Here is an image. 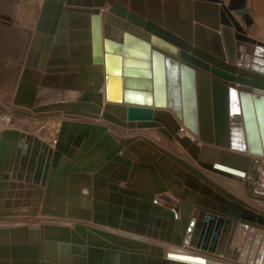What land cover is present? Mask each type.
<instances>
[{
  "label": "water",
  "instance_id": "obj_1",
  "mask_svg": "<svg viewBox=\"0 0 264 264\" xmlns=\"http://www.w3.org/2000/svg\"><path fill=\"white\" fill-rule=\"evenodd\" d=\"M238 16L254 22L249 0H0V110H9L35 28V60L27 59L13 103L103 120L62 118L40 136L4 131L0 195L24 191V205L36 209L12 210L11 197L0 198V216L40 211L71 225L0 227V264H264L263 212L152 139L117 140L108 126H158L173 140L169 131L182 122L202 142L176 139L201 167L257 175L250 154L264 156V42ZM69 32L82 44L69 46ZM62 90L81 94L43 103ZM115 93L126 105L112 103ZM142 99L174 114L131 104ZM153 240L220 255L165 252Z\"/></svg>",
  "mask_w": 264,
  "mask_h": 264
},
{
  "label": "rangeland",
  "instance_id": "obj_2",
  "mask_svg": "<svg viewBox=\"0 0 264 264\" xmlns=\"http://www.w3.org/2000/svg\"><path fill=\"white\" fill-rule=\"evenodd\" d=\"M225 2L228 3L229 0H225ZM249 7H250L251 15L254 19V22L251 25L247 26L244 20L242 19V17L238 16L237 19L242 23L243 27L245 28L249 36L264 42V0H249ZM30 43H31V39L29 40V44L26 50V54L23 60L21 70L23 69V66L25 64V60H26L27 53L30 47ZM20 75H21V71L18 77V81H19ZM18 81H17V84H18ZM17 84H16V87H17ZM16 87H15L14 94L16 92ZM14 94L12 97L9 110L7 111L0 110V111H3L2 115L6 114L10 116L12 120H15L14 125H12L13 128L15 127V129H18L23 132L25 130V132H28L31 134H34L35 132L36 134L37 133L36 131L43 129L46 124L52 121L59 120V119L62 120L61 115H63L64 113L61 110H51V111H45V112L38 113V112H34L33 110H30L28 107H26L25 109V107L15 105L13 103ZM59 98L60 96L58 95V96L50 98V100L59 99ZM56 116H60V117L55 118ZM100 121L102 122L103 120L100 119ZM84 122H87V121H84ZM103 123H107V122H103ZM111 125L115 129V131L119 134H127V136L131 134L144 135L152 139L154 142H156L158 145L165 148L166 150L170 151L172 154L179 156L180 158L186 160L188 163L194 166L197 170L201 171L205 176H207L209 179L214 181L216 184L221 185L223 188H225L232 194L236 195L237 197L241 198L245 202L249 203L250 205L258 209L259 211L260 210L261 212L263 211L264 213V198L255 199V198H250L249 196H247L248 195L247 190L250 189L254 191L256 182L260 180L254 179V183L253 181H250L253 183V185L251 183L252 186L247 187L248 181L246 180H240L235 177L225 176L223 174H219L217 172H213L211 170L205 169L197 163V161L188 152L187 148H185L178 140L170 139L166 134H164L161 131H158L155 129H148V130H140L138 132H135V131L126 129L123 126H120L115 123H112ZM84 137L86 138V136ZM88 137L90 136H87V138ZM55 140H56V137H55ZM55 143L53 145H55ZM75 148H76V153L83 152L81 147L77 146ZM77 149H79V151H77ZM161 203L168 208H173V205L168 201L161 199ZM35 219L36 218L33 216H24L22 218H14V217L13 218H0V226L5 225V224H12V223L14 224L15 222H21V221H24L30 226H38L41 222H46V221L61 222V220H54V219H47V220L38 219L37 221H35ZM66 223L71 224L70 222H67V221ZM154 242H157L159 244L163 243L160 241H154Z\"/></svg>",
  "mask_w": 264,
  "mask_h": 264
},
{
  "label": "bare ground",
  "instance_id": "obj_3",
  "mask_svg": "<svg viewBox=\"0 0 264 264\" xmlns=\"http://www.w3.org/2000/svg\"><path fill=\"white\" fill-rule=\"evenodd\" d=\"M76 29H79V27L78 26H75V30ZM35 31H34V34H35ZM34 34L32 36L31 45L29 47L28 54H27V57H26V60H25V64L23 66V69H22V72H21L19 81H20L21 76L23 74V71H24V68H25L27 59H30V60L32 59V61H31L32 63L35 60L34 52L36 51V46L34 47V49L32 48L33 47V45H32L33 39L35 37ZM68 37H69L68 39L70 41H72V40L74 41V44L73 45L77 46V45H81L82 44V41L83 40H81V38L83 37V35L78 34V33H75V34L70 33ZM135 58H142V57H135ZM29 73H30L31 76L36 77L37 76V73H39V71L38 70H32V72H29ZM41 73L44 74L45 72H41ZM19 81H18V84H19ZM18 84H17V87H18ZM17 87H16V90H17ZM44 88L45 87H39V92L38 93H40L41 90H44ZM45 89H52V88H45ZM68 91L69 90H62L61 92L63 94H66L68 97L70 96L71 98H73L74 96H76L78 93L81 94V91H78V90H75L76 92H73V91L68 92ZM112 91L118 92V86L117 85H114V86L112 85ZM45 93H48V92H45ZM15 94H16V92H15ZM15 94H14V97H15ZM152 95H154V93H152ZM113 96L115 98L112 101V103L119 104V105H126L123 101H118L120 99L118 98L119 96H118L117 93H115V95H113ZM131 104H133L135 106H139V107H144V108L147 107V108H151V109L167 110V111H171L172 112V110L169 107H167L165 105L156 104L154 102V99H152L151 102H147V104H146V102H145L144 99H142V100H134L133 103H131ZM29 109L30 110H33V108H29ZM2 113H3V111H0V114H1L0 115V141L3 139V133H4V131L15 129V127L14 128L12 127V125H14L15 120H12L11 117L8 116V115H6V114L2 115ZM62 118H66V117H62ZM67 119H69V118H67ZM91 120L94 123H99L100 122V120H94V119H91ZM58 121L61 122L62 120L59 119V120H56L54 122H58ZM76 121H78V120H76ZM80 122H82V121H80ZM48 124H46L43 129H45ZM109 124H112V123H109ZM179 124H180V129L179 130H176L174 132L168 130L170 132V134L173 136V140H177L176 139V136H180V137L188 136L189 139H190V143L192 145L194 143L201 144L202 141L199 139L198 136H196L193 133V131L191 129H189L188 127H186L182 122H179ZM124 128L129 129L131 131H135V132H138L140 130H148V129H155V130H158L159 131V127L158 126H150V127H144V128H137V127H134V128L124 127ZM160 128H165V126L160 123ZM16 130H18V129H16ZM41 130L42 129H40L39 131H37L36 134L34 133L32 135H34V136H40V131ZM20 132L23 133V131H20ZM59 132H60V128L58 129V131L56 133V140L58 138ZM24 133L25 134H31V133H28V132H25V131H24ZM133 136H143V137H146L144 135H136V134H134V135L132 134L130 137H133ZM39 138H41L42 140H44V136L43 135L41 137H39ZM50 145H51L50 147H54L53 144H50ZM237 151L240 152V153H244L243 151H241L239 149ZM246 153L248 154V151H246ZM250 156H251V159H252V163L255 164V166H256V171H257L258 174L255 175V176L253 175V176L249 177L251 174L248 173L244 178H239V177H235V178H238L240 180H246V181H248L247 184H251L252 182H250V181H253V183H254V179L255 180L256 179L257 180H260V181L256 182L255 188H257V190L259 191V193H263L264 194V180H261L262 178L264 179V156H257L255 154H250ZM257 160H259V162H257ZM173 162L176 163L175 161H173ZM3 171H8L9 172V169L8 168H6V169L4 168ZM185 172L189 173L188 170H185ZM189 174H191L192 177H194L197 180H199L201 184L204 183V181H202V179H199V177H196V175H194L192 173H189ZM40 185H41V182H40ZM41 186L43 187V190L45 191L46 187L43 186V185H41ZM24 195H25V192L24 191L20 192L19 190H14L13 191V194L11 192H8V191L5 192L4 191L3 193H1L0 198H1V201H6L8 197H11V199L13 200V203L14 204L12 206H10L11 208H9V209L17 210V211L26 210V209H29V210L34 209L35 210L36 208L34 206H31L30 204L29 205H24L23 201L26 199ZM43 195H45V194H43ZM42 204H43L42 202L39 203V207H38L39 210L42 209ZM193 206H195V204L191 206L192 207V212L189 213V217H190V219H193L194 220V223H197L198 220H199V218H198V214L197 215H194V217H193V209H194ZM2 209H3V207L0 208V210H2ZM199 211L200 210L198 209L197 213ZM26 216H32V215H26ZM13 217L14 218H22L24 216H18V215H16V216H0V218H13ZM33 217L36 218L35 221H37L38 219H44V220L54 219V220H61V222H59V223L69 224V223H66V221L64 219H57L55 217H51V216H48V215H42L40 211H39V213L37 215H35ZM45 223H57V222L56 221H46V222H41L38 226H30L29 224L25 223L24 221H21V222H15L14 224L12 223V224L1 225L0 227L12 226V225H23L24 224V225H28L31 228H37L41 224H45ZM154 241H158V240H153V243H156L157 245L162 246L164 248L165 252H167V251H173V252L184 253V254H197V255H200V256H203V257H209V258H214V259H216V257H218L220 255V254L217 255L214 251H210L209 249H202V248H197V247H191V248H189L186 245L176 246V245H172V244L167 243V242H163L162 244L161 243L159 244V243L154 242ZM237 262L242 263V264H248L246 262H244V263L243 262H240L239 260H237Z\"/></svg>",
  "mask_w": 264,
  "mask_h": 264
},
{
  "label": "crops",
  "instance_id": "obj_4",
  "mask_svg": "<svg viewBox=\"0 0 264 264\" xmlns=\"http://www.w3.org/2000/svg\"><path fill=\"white\" fill-rule=\"evenodd\" d=\"M34 28H33V30H32V34H31V36H33V34H34ZM70 34V33H69ZM68 34V35H69ZM69 38V37H68ZM67 38V43H68V45L70 46L72 43H71V41L69 40ZM30 39L32 40V38L30 37ZM30 45H31V43H30ZM28 54V53H27ZM21 72H22V70H21ZM82 85H86V83H85V81H83V79H82ZM52 91V89H45L44 88V90H41V92L40 93H45V92H51ZM71 91H73V92H76L75 90H69L68 92H71ZM80 95V93H78L76 96H74L73 98H71L70 96L68 97L66 94H63L62 92L60 93V98L59 99H54V100H46V101H44L45 103L47 102V103H52V102H55V101H73L76 97H78ZM26 109V108H25ZM57 117H60V116H56L55 118H57ZM62 117H66V118H69V119H71V120H78V121H82V122H84V121H92L90 118H86V117H84V116H81V115H66V114H63V115H61V118ZM52 119V118H51ZM54 119V118H53ZM101 122V121H100ZM109 125V132L111 133V135L115 138V139H117V140H119V138H121V137H128V136H131V135H128L127 136V134H119V133H117L116 131H115V129L112 127V125L111 124H108ZM25 131V130H24ZM37 132V131H36ZM35 133V132H34ZM77 151H79V149H77ZM261 211V210H260ZM263 212V211H262Z\"/></svg>",
  "mask_w": 264,
  "mask_h": 264
},
{
  "label": "built area",
  "instance_id": "obj_5",
  "mask_svg": "<svg viewBox=\"0 0 264 264\" xmlns=\"http://www.w3.org/2000/svg\"><path fill=\"white\" fill-rule=\"evenodd\" d=\"M261 180H264V179L262 178ZM254 190L259 193V191L257 190V188H254ZM260 194L264 195L263 193H260Z\"/></svg>",
  "mask_w": 264,
  "mask_h": 264
}]
</instances>
